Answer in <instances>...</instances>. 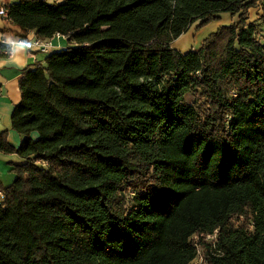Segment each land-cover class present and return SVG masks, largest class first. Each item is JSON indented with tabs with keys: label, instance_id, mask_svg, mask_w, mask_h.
<instances>
[{
	"label": "trees",
	"instance_id": "trees-1",
	"mask_svg": "<svg viewBox=\"0 0 264 264\" xmlns=\"http://www.w3.org/2000/svg\"><path fill=\"white\" fill-rule=\"evenodd\" d=\"M4 9L68 47L21 73L19 147L0 134L23 160L0 187V264H190L197 247L205 264H264V0ZM222 14L237 21L172 48ZM215 231L214 248L192 240Z\"/></svg>",
	"mask_w": 264,
	"mask_h": 264
},
{
	"label": "crops",
	"instance_id": "crops-1",
	"mask_svg": "<svg viewBox=\"0 0 264 264\" xmlns=\"http://www.w3.org/2000/svg\"><path fill=\"white\" fill-rule=\"evenodd\" d=\"M18 0H0V8H5L8 5L15 4ZM192 27V26H191ZM194 30L191 28L183 35V42L179 52L186 53L188 51L197 50L201 44L198 43L195 48V43L191 41L194 37ZM34 36L31 32L21 30L18 26L12 22H7L0 16V41H12L10 43V55L0 58V134L6 135V140L13 148H18L22 137L19 136L11 128V114L14 107L20 103V92L18 88V81L21 77V73L26 68H32L36 64L43 65L45 59L54 52L64 50L68 47L66 37L55 36L51 40L46 42V51L40 52L32 48H14L13 45L21 41H30ZM173 42L171 44L173 47ZM178 51V49L175 48ZM36 135L32 134L31 138L36 139ZM23 164L16 155H5L0 153V187L6 188L12 183L10 179L14 176L12 170L14 167ZM12 178V179H13ZM13 182V181H12ZM4 184V185H3Z\"/></svg>",
	"mask_w": 264,
	"mask_h": 264
},
{
	"label": "rangeland",
	"instance_id": "rangeland-1",
	"mask_svg": "<svg viewBox=\"0 0 264 264\" xmlns=\"http://www.w3.org/2000/svg\"><path fill=\"white\" fill-rule=\"evenodd\" d=\"M259 17H260V13L256 8L249 10L248 19L246 21V24H253L259 30V26H260ZM220 18L221 19H219V20L211 21V22L205 24L203 27H201L197 30L195 29V31L193 33L194 37L191 38V41H193L195 43V48H197V45H198V43H200V41H202L209 34L214 33L218 27L231 25L237 21L236 18L230 19L227 14L220 15ZM197 25H198V23L194 24L191 27V30L193 31L194 28L197 27ZM182 38H186V37L183 36L180 39L178 38L173 42L174 43L173 44L174 49L176 48V49H178V51L182 49V48L180 49V47H181L180 45L183 42ZM12 178L10 179L9 183H12V181H14L15 177L13 179ZM130 195H131V192L128 194V196H130ZM197 253H198L199 258H203V249L201 247H197ZM190 264H198V261H193Z\"/></svg>",
	"mask_w": 264,
	"mask_h": 264
},
{
	"label": "built area",
	"instance_id": "built-area-1",
	"mask_svg": "<svg viewBox=\"0 0 264 264\" xmlns=\"http://www.w3.org/2000/svg\"><path fill=\"white\" fill-rule=\"evenodd\" d=\"M0 10L3 11V15H0V16L4 20H6L7 22H10V20H8V18H7V13H6L5 9L0 8ZM28 42L34 45V47H32V49H35V50L40 51V52L46 51L47 44H46V42H44V40H40L37 37L33 36L31 38V40ZM0 44L4 45L6 47V49L3 51V55L9 56L10 55V43H7L5 41H0ZM1 201H2V192L0 191V203H1ZM216 233H217V231H215L212 234H207V235L200 234L198 236H193L192 240L196 244L199 240H202L205 244L214 248L215 244H216ZM194 261H198V264H205L204 258H199L198 253H197V256H196Z\"/></svg>",
	"mask_w": 264,
	"mask_h": 264
},
{
	"label": "clouds",
	"instance_id": "clouds-1",
	"mask_svg": "<svg viewBox=\"0 0 264 264\" xmlns=\"http://www.w3.org/2000/svg\"><path fill=\"white\" fill-rule=\"evenodd\" d=\"M0 15H3L2 10H0ZM8 43H12V41H8ZM13 47L14 48H32V47H34V45L29 43L28 41H21L17 44H14Z\"/></svg>",
	"mask_w": 264,
	"mask_h": 264
}]
</instances>
